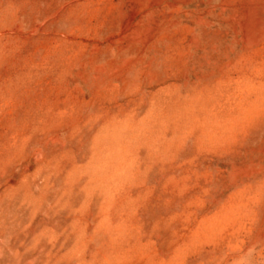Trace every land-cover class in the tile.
<instances>
[{
  "label": "rangeland",
  "instance_id": "rangeland-1",
  "mask_svg": "<svg viewBox=\"0 0 264 264\" xmlns=\"http://www.w3.org/2000/svg\"><path fill=\"white\" fill-rule=\"evenodd\" d=\"M0 264H264V0H0Z\"/></svg>",
  "mask_w": 264,
  "mask_h": 264
}]
</instances>
